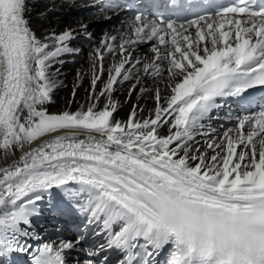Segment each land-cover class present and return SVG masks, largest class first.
Here are the masks:
<instances>
[{
	"label": "snow or ice",
	"instance_id": "6c2138e0",
	"mask_svg": "<svg viewBox=\"0 0 264 264\" xmlns=\"http://www.w3.org/2000/svg\"><path fill=\"white\" fill-rule=\"evenodd\" d=\"M67 2L102 20L137 10L92 46L68 108L52 113L89 24L42 37L35 0H0V264H264V3L150 0L145 15L129 0ZM85 76L87 103L71 111ZM147 79L149 116L133 104L117 120L118 87L130 100ZM229 104L233 126L205 129ZM45 212L72 220L75 236L32 251Z\"/></svg>",
	"mask_w": 264,
	"mask_h": 264
},
{
	"label": "bare ground",
	"instance_id": "6f19581e",
	"mask_svg": "<svg viewBox=\"0 0 264 264\" xmlns=\"http://www.w3.org/2000/svg\"><path fill=\"white\" fill-rule=\"evenodd\" d=\"M87 3L86 1L76 0L77 5H83ZM35 9L32 13V26L37 30L38 35L42 37L50 31L61 32L65 28H77L81 22H86L89 24V31L93 33L95 41L93 45L98 43L101 39L104 38L105 34L119 35L122 32L127 31V25H122L112 20H102L98 15L92 14L88 9L78 6L71 7L67 0H35ZM67 8V9H66ZM46 18H41L38 16L39 13H45ZM71 15L70 17H68ZM63 16L64 18H62ZM102 20L106 24L102 25L95 35V27L97 25L92 20ZM98 20V21H99ZM107 22L109 23L108 26ZM101 24V23H99ZM91 44V45H92ZM83 46L80 40H77L73 43V47L81 49V53L76 56H67L65 59L68 61L61 72V75L58 79L65 85L64 87H58L53 93V101L49 105V111L52 113L60 112L68 108L69 100L71 99L72 88L75 83H77V72L78 71H87L88 68V54L91 51L92 46ZM147 53L149 57L152 56V53L148 51V45H140L137 48L136 55H144ZM118 59V57H116ZM72 60H78L77 63L71 62ZM113 58L108 57L106 65L113 63ZM72 63V65L68 64ZM73 68V71L70 68ZM107 77L105 76V79ZM90 77L85 76L83 83L77 90L76 100L71 104V111H76L80 105H86L88 99L87 89L89 88ZM145 86L149 91L145 92L143 95L133 93L130 100L127 99L129 84L125 83L122 86H119L117 91L113 94V99L120 102V107L116 113V119L121 121H127L128 113L132 109L133 104H138L143 111L138 112V118L143 119L147 118L151 110L155 107V101L153 99V93L151 89L155 87L151 79L145 81ZM160 87L163 88V84H160ZM101 107L103 106V101L101 102ZM229 110L224 106L219 110L213 111L211 119L204 121L205 129H216L217 132L222 133L226 128L232 127L235 121L233 115L232 119L228 118ZM162 135L168 134V128L165 127L161 130ZM197 141H202V136L196 137ZM20 153H17L18 157ZM4 160L0 158V166L4 165ZM54 220L53 216L45 212L44 218L41 220L38 225V230L40 231L39 237L47 238L51 243L58 244L60 240L74 238L75 232L64 233V227L60 226V222L65 217H56ZM67 219H65L66 223ZM63 223V224H64ZM64 235V236H61ZM69 235V236H68ZM94 242H100V238L95 237Z\"/></svg>",
	"mask_w": 264,
	"mask_h": 264
},
{
	"label": "rangeland",
	"instance_id": "374dc122",
	"mask_svg": "<svg viewBox=\"0 0 264 264\" xmlns=\"http://www.w3.org/2000/svg\"><path fill=\"white\" fill-rule=\"evenodd\" d=\"M67 9V8H66ZM71 15H69L68 17H70ZM62 18H64L63 16H61ZM99 20V19H98ZM92 20V22H95V24L97 25V28L99 29L102 25H104V24H106V22H103L102 20ZM99 23H101V24H99ZM97 28L95 27V30H97ZM99 31V30H98ZM99 33L98 32H96V36L98 35ZM80 40V42L81 43H83L82 42V40L81 39H79ZM93 45V44H92ZM91 45V46H92ZM86 47V46H85ZM71 62H74V63H77L78 62V60H72ZM68 64H70V65H72V63H68ZM70 70H72L73 71V68H72V66H71V68H70ZM69 236V235H68Z\"/></svg>",
	"mask_w": 264,
	"mask_h": 264
}]
</instances>
